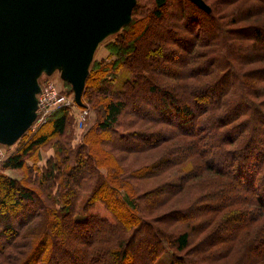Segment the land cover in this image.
I'll return each instance as SVG.
<instances>
[{
    "label": "trees",
    "instance_id": "1",
    "mask_svg": "<svg viewBox=\"0 0 264 264\" xmlns=\"http://www.w3.org/2000/svg\"><path fill=\"white\" fill-rule=\"evenodd\" d=\"M203 1L210 13L188 0H146L147 7L137 0L131 22L113 45L117 58L92 61L89 67L82 100L93 107L98 97L96 125L73 147L67 132L73 113L61 110L8 152L3 170L18 171L43 148L53 149L43 167H27L33 174L29 184L0 176V264H155L167 247L173 251L170 264H202L201 257H211L219 243L236 241L244 225L221 240L218 233L229 223L217 226L207 234L213 240L206 249L208 238L190 246L194 231L209 230L230 206L256 208L264 215V108L258 103L264 96L259 88L264 68H248L264 64V0ZM151 28L158 31L154 69L136 64L140 36ZM122 67L131 77L114 90ZM58 80L73 95L71 86ZM178 147L180 158L175 157ZM151 154L140 168L133 169L131 162L129 171L122 166ZM193 159L201 161L202 174L218 188L196 195L185 208H168L196 179L188 164ZM146 181L155 184H142ZM229 191L230 200L212 204ZM97 203L113 221L93 213ZM64 224L68 236L60 228ZM168 224L178 230L160 226ZM248 249H242L243 261ZM190 254L194 262L185 260Z\"/></svg>",
    "mask_w": 264,
    "mask_h": 264
},
{
    "label": "water",
    "instance_id": "2",
    "mask_svg": "<svg viewBox=\"0 0 264 264\" xmlns=\"http://www.w3.org/2000/svg\"><path fill=\"white\" fill-rule=\"evenodd\" d=\"M210 13L203 0H188ZM136 0H0V144L13 146L36 119L39 79L59 73L82 95L98 46L131 22Z\"/></svg>",
    "mask_w": 264,
    "mask_h": 264
},
{
    "label": "rangeland",
    "instance_id": "3",
    "mask_svg": "<svg viewBox=\"0 0 264 264\" xmlns=\"http://www.w3.org/2000/svg\"><path fill=\"white\" fill-rule=\"evenodd\" d=\"M213 0H209V3H212ZM137 2V0H136ZM139 5H141L142 7H147L146 0H138ZM217 6L218 9L223 10L222 7ZM234 5L231 7H226L225 10H231L233 9ZM171 12H174V10H172ZM225 13V11H223ZM222 13V11H221ZM168 18H169V22L171 20V22H173V17L170 15V13H168ZM257 19V18H256ZM260 20V18H259ZM244 24H240L239 26L236 25L234 27H231L233 29H238L241 26H244ZM154 28H157V25L154 26ZM242 28V27H241ZM217 30L220 32V27L218 28L217 26ZM157 34L158 31L154 30L153 28L149 29L147 32H145L144 35L140 36V56H138V58L136 59V64L139 65V63H144L146 66H151L152 69H154L155 67V62H158V59L156 57V53L154 52V50L156 49L155 46H158V42L157 41ZM117 39V34L108 37L107 39H105L97 48L94 57H93V63L96 64L97 62H101V61H105V62H109L111 61V57H116L117 55L115 53V51L113 50V45L115 43ZM150 51V53H147V51ZM261 51H264V45L261 46L260 49V53ZM147 53L149 57V59L144 60L143 57L144 55ZM222 56V54L220 55ZM111 58V59H110ZM259 61V60H258ZM93 64V65H94ZM218 65V61L214 62L213 66ZM263 65H260L259 63H256V65H253L252 67L249 66L248 68L252 70H262L264 67ZM212 68V67H210ZM152 71H149L148 73H151ZM131 77L129 71L122 67L119 69L117 76L115 77L114 81H113V89L114 90H120L123 86V83L126 82L127 80H129ZM58 78H59V73L55 72L52 75V80L58 82ZM43 77L40 78L39 81H42ZM43 82V81H42ZM261 85L259 86L260 89H264V83H260ZM224 87V86H223ZM261 91V90H260ZM84 105L86 106L87 110H88V117L86 118L83 126H79L76 122H77V115H78V109H76V105L75 107H73L72 109H70V112L73 113V117H72V128H70V130H68L67 132H70V144L71 146L75 147L77 146L80 142H81V138L82 135L87 131V129H90L92 127H94L97 123V121L100 119L101 115L98 111H96V107H94V104L96 105V103L98 102V97L96 96V98H94V104L91 102V104L93 105V107H91L88 102H84V100H82ZM258 103L260 105H263L262 108H264V96L259 99ZM79 108V107H77ZM128 118V117H127ZM37 132V130L35 132H31L29 131L28 134L24 137V139L16 144L17 146L13 149H8V151L6 150V153L8 154V152L10 153L11 151L13 152V150L17 149L19 146H22L24 144V142L28 141L35 133ZM237 134V130L231 132V135L236 136ZM172 143V142H171ZM169 143V144H171ZM170 146V145H168ZM50 147V148H49ZM12 148V147H11ZM231 149V148H230ZM181 147H178V153L175 154L176 158H180L181 156ZM53 154V149L51 148V146H48V148H43L42 150L39 151V156L36 160H32L29 159L26 162L27 167L31 168H38V167H43L45 165V161L48 159L49 156H51ZM153 154H151L150 156H148V158L144 159V158H139L137 160H132L129 159L128 162H124L122 164L123 168L128 169V166H130L129 162L132 163L133 165V169L140 168L144 163H146L145 161L149 160V158L152 157ZM174 157V158H175ZM136 158V157H133ZM174 160V159H173ZM176 161V160H175ZM187 164V163H186ZM191 166V170H194V175L196 174L197 177L196 179L191 176L189 180V182L187 183V185H184V188L182 190V192H180L179 196L177 195V197L175 199H173V201L170 203L168 208H172L173 210H175L176 208L182 209L185 208L191 201V199H193L194 197H196V195H204V194H208V192L212 190L216 191L217 187V183L213 182V178H210L208 173H203L201 172V168H202V163L199 159H193V162H189L188 163ZM3 167V166H2ZM0 168V176H6L8 178L20 181L24 184H29L28 182L30 181V179L32 178L33 174L32 172L30 174H28L29 172L27 171V167L26 170H3V168ZM131 168V169H132ZM200 168V169H199ZM178 168L173 169L172 173H175L177 171ZM149 183L150 186H153L155 183L154 181H146L142 184H146ZM132 184H136L135 182H132ZM176 186H178L177 184H175ZM216 187H215V186ZM260 185V184H259ZM214 186V187H213ZM211 187V188H210ZM224 187V186H223ZM176 189V188H175ZM229 193V194H228ZM226 192L223 196V198L218 197V199H216V201H214L212 204L218 202H221L224 198H227V200L231 199V197L233 196V192L229 191ZM81 202V201H80ZM79 202V204H80ZM78 204V205H79ZM82 204V202H81ZM80 204V207H81ZM215 205H212V207ZM203 210V209H201ZM200 210V211H201ZM230 211L231 213H229V216L225 217V212ZM226 211H224L223 213L219 215H217V217L219 219H217L216 221L213 222V226L205 231L203 234L202 232L199 231V229L197 231H194V233H192V237H191V247H194L195 244H198L200 241H205L208 238L209 244H205L206 247L205 249L208 247V245H211L210 243L212 242L213 238L209 236H207L208 233H210L212 230H214L217 226L221 225V224H228V227L223 230L221 233H218V237L220 238V240L223 237H227L228 235L230 236V234L234 233L236 228L241 227L244 225V231L239 233L238 238L236 239V241L231 242L230 241H226L223 243H219L217 246H215L214 249H212L211 251V257H208V255L210 254H206L205 256H199L197 255V258L199 260H201V258H203V260H205L202 264H224V261H227V264H264V215H262L258 210H256V208H251V207H247L244 206H230ZM164 211L166 212V208L164 209ZM163 212V210H160L159 212L155 213V214H161ZM238 212V213H237ZM93 213L98 214L102 219L107 220V221H113V219L111 218V215H109V213L106 212L105 208L100 204L97 203L96 205V209L93 211ZM202 214L205 213V211L201 212ZM195 220V219H194ZM203 221V219H199V221L197 220L198 225ZM194 223V224H195ZM193 224V225H194ZM162 229H164L166 232H176L178 230V225H167V226H163L160 225ZM63 229V232H65L66 234H69L70 229L66 226V224L62 225V227H60ZM67 234V236H68ZM216 238V237H215ZM221 242V241H220ZM249 244V245H248ZM248 246V247H247ZM190 247V248H191ZM246 247L249 248L246 252V256L245 259L246 260H242L241 258L243 257L242 255L244 254L242 252V249ZM192 250V249H190ZM229 250V251H227ZM208 253V252H207ZM172 254L173 251L172 249H170L169 247H167V249L165 250V252L162 254V256L159 258V260L155 263V264H170L171 259H172ZM193 254H190L187 258H185L186 261H192L193 260ZM226 257L224 260L220 259L221 257ZM201 257V258H200ZM220 259V260H219Z\"/></svg>",
    "mask_w": 264,
    "mask_h": 264
},
{
    "label": "built area",
    "instance_id": "4",
    "mask_svg": "<svg viewBox=\"0 0 264 264\" xmlns=\"http://www.w3.org/2000/svg\"><path fill=\"white\" fill-rule=\"evenodd\" d=\"M40 91L36 95L37 110L36 119L29 128V131L35 132L43 126L47 120L56 112L61 110H70L75 107L74 97L66 92L60 81H53L48 78L39 83ZM78 125L83 126L88 117L86 107L78 108ZM7 158L5 146L0 144V168Z\"/></svg>",
    "mask_w": 264,
    "mask_h": 264
}]
</instances>
